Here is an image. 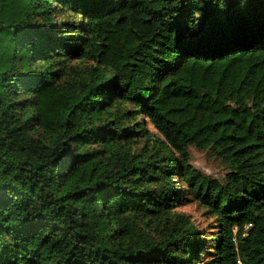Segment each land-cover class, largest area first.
<instances>
[{"label":"trees","instance_id":"trees-1","mask_svg":"<svg viewBox=\"0 0 264 264\" xmlns=\"http://www.w3.org/2000/svg\"><path fill=\"white\" fill-rule=\"evenodd\" d=\"M0 264H264V0H0Z\"/></svg>","mask_w":264,"mask_h":264},{"label":"rangeland","instance_id":"rangeland-1","mask_svg":"<svg viewBox=\"0 0 264 264\" xmlns=\"http://www.w3.org/2000/svg\"><path fill=\"white\" fill-rule=\"evenodd\" d=\"M63 16L64 19H74V14L71 12L64 13ZM75 18H77V16ZM140 146L141 143L138 145V147ZM190 153L192 164L205 174L220 179L225 176L227 172L225 165L210 152L201 151L195 147H191ZM176 210L188 214L198 224V226L204 228V230L207 231V234L210 233L209 222L211 219L207 217L204 208L201 207L197 202L187 201L183 205L177 206Z\"/></svg>","mask_w":264,"mask_h":264}]
</instances>
